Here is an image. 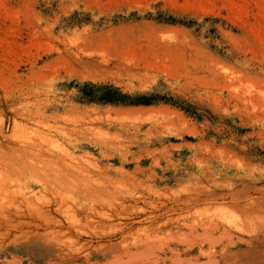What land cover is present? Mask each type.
<instances>
[{
  "label": "rangeland",
  "instance_id": "obj_1",
  "mask_svg": "<svg viewBox=\"0 0 264 264\" xmlns=\"http://www.w3.org/2000/svg\"><path fill=\"white\" fill-rule=\"evenodd\" d=\"M206 256L264 264V0H0V264Z\"/></svg>",
  "mask_w": 264,
  "mask_h": 264
},
{
  "label": "bare ground",
  "instance_id": "obj_2",
  "mask_svg": "<svg viewBox=\"0 0 264 264\" xmlns=\"http://www.w3.org/2000/svg\"><path fill=\"white\" fill-rule=\"evenodd\" d=\"M16 127H18V126H16ZM17 131H18V129H16ZM14 131V130H13ZM12 131V132H13ZM20 133L22 132L21 131V129H20V131H19ZM18 132V133H19ZM14 133H17V132H14ZM16 136L18 137V135L16 134ZM20 136V135H19ZM251 188V187H250ZM251 189H253V187L251 188ZM231 192V191H230ZM234 192H237V191H234ZM226 193V192H225ZM240 193V192H239ZM209 194H211V193H208V195H200V194H195V195H192V196H185L184 198H179V199H177L176 197H175V199H177V200H175V201H172L171 203H169V204H161L160 206H161V208H160V210L162 211V212H159L160 214H158L157 212H155L156 214H158V215H151L152 217H148V214H147V216H145V217H147V218H145V222H146V224H153V222L155 221V223H162L161 225H169L170 227L171 226H174L173 228L175 229V233H176V235H177V243L178 242H184V244H186L187 242L189 243V242H196V241H203V240H209V239H212V238H215V234L218 232V231H215V227H214V225H213V227L214 228H211L210 226H206V225H203V224H198V225H191V224H193L194 222H192L191 221V223H190V221H189V223H190V225H188V224H186L185 223V221H184V219H178V220H175V218L176 217H178L179 218V216H175V218L173 217V214H175V213H181V212H187V211H189L191 208H193V206L195 205V204H198L199 202H204V203H207V202H210L211 200H213L212 198H211V196L212 195H209ZM237 195V194H236ZM235 195V196H236ZM221 196V195H220ZM225 196V195H224ZM223 196V197H224ZM227 196V195H226ZM235 196H234V198H235ZM223 197H222V199H223ZM230 197H232V194H231V196H229V198ZM237 197V196H236ZM174 198V197H173ZM221 198V197H220ZM227 198V197H226ZM225 198V199H226ZM234 198H232V199H234ZM211 199V200H210ZM218 199V198H217ZM231 199V198H230ZM229 199V200H230ZM231 199V200H232ZM236 199V198H235ZM238 199V198H237ZM174 200V199H173ZM210 200V201H209ZM239 200V199H238ZM167 202H168V200H167ZM236 202H237V200H236ZM239 202V201H238ZM214 203V202H213ZM234 204V203H233ZM207 205H209V204H206L205 206L207 207ZM214 205V204H213ZM157 207H158V205H156ZM155 206V207H156ZM200 206V205H199ZM239 207V206H238ZM154 208V207H153ZM159 208V207H158ZM203 208V207H202ZM201 208V209H202ZM208 208H210V207H208ZM155 209H157V208H155ZM246 209V208H245ZM244 209V210H245ZM250 209V208H249ZM140 210H145V209H140ZM152 210V209H151ZM206 210V209H205ZM237 210V209H236ZM235 210V211H236ZM149 211V210H148ZM153 211V210H152ZM203 211V210H202ZM246 211V210H245ZM245 211H243V212H245ZM143 212V211H142ZM213 212V211H212ZM243 212H241V213H243ZM153 213V212H152ZM146 213H144V215H145ZM181 214H183V213H181ZM186 214V213H185ZM185 214H183V217L185 218ZM236 214H238L237 212H236ZM244 214V213H243ZM149 215H150V213H149ZM179 215V214H178ZM187 216H189V214H188V212H187V214H186ZM247 216H248V214H246ZM253 215V214H252ZM238 216H239V214H238ZM241 216V215H240ZM246 216V217H247ZM181 217H182V215H181ZM249 217V216H248ZM142 218V217H141ZM252 218V217H251ZM144 219V218H143ZM211 219H212V217H211ZM248 219V218H247ZM13 220H14V218H13ZM159 220V221H158ZM215 220V219H214ZM195 222H196V220H194ZM199 221V220H198ZM209 221V220H208ZM212 221V220H211ZM215 221H217V220H215ZM233 221H234V219H233ZM233 221H231V222H233ZM247 221H249V220H247ZM131 222V221H130ZM205 222V221H204ZM207 222V221H206ZM236 222V221H235ZM246 222V221H245ZM198 223H200V222H198ZM222 223V222H221ZM226 223V222H225ZM228 223V222H227ZM249 223H250V221H249ZM251 223H253V221L251 220ZM207 224V223H206ZM237 224H238V222H237ZM158 225V224H157ZM211 225V226H212ZM228 225V224H227ZM252 225V224H251ZM135 226V225H134ZM215 226H216V223H215ZM230 226V225H229ZM236 226V225H235ZM234 226V227H235ZM250 226V225H249ZM253 226V225H252ZM160 227V226H159ZM232 227V226H231ZM248 227V226H247ZM246 227V228H247ZM251 227V226H250ZM149 228V227H148ZM154 228V227H153ZM155 228H157L158 229V226L157 227H155ZM129 229H130V227H129ZM156 229V230H157ZM231 229H234V228H231ZM241 229H243V227L241 228ZM251 229V228H250ZM253 229V228H252ZM222 230H223V228H222ZM236 231V230H235ZM237 231H239V230H237ZM223 233L224 232H221V233H219V235H223ZM240 233V232H239ZM225 234V233H224ZM228 234V233H227ZM225 236V235H224ZM238 239H240V237L238 238ZM238 239H237V241H238ZM243 240V239H242ZM240 242V241H239ZM187 243V244H188ZM161 244H163V243H161ZM164 244H166V243H164ZM141 246V245H140ZM156 246V245H155ZM155 246H153L152 244L151 245H149V244H146V245H142V247H140L139 248V250H135V251H132V252H130V253H128V256L130 257L131 255H132V259H134V256H142V255H154V254H152L154 251H155V249L156 250H158ZM164 246V245H163ZM190 246H192L191 244H189V247ZM186 247V246H185ZM165 248V250L166 251H168L169 253H170V255H177V252L179 251L178 249H177V247H174L173 245H167V246H165L164 247ZM191 248V247H190ZM185 249V248H184ZM199 249V248H198ZM182 250H183V248H182ZM202 249H200V251H201ZM158 251H160V250H158ZM189 252H191L190 250H189ZM202 253H203V250L201 251ZM208 252V251H207ZM206 252V253H207ZM205 253V254H206ZM201 255H203V254H201ZM209 254H207V256H208ZM128 256H126V257H128ZM206 256V257H207ZM144 258H148V257H145V256H143ZM155 258H157V256L155 257ZM162 258V257H161ZM167 258H169V257H167ZM207 260L204 262V260H203V262L204 263H199V264H232V263H229V261L228 260H226V261H222L221 259V262H220V260L218 261L217 260V258L216 257H211V256H209V257H207L206 258ZM152 260V259H151ZM170 260V259H169ZM172 260V259H171ZM176 260V259H175ZM175 260H173L174 262H175ZM189 260V259H188ZM153 261V260H152ZM154 261H156V259L154 260ZM172 261V262H173ZM171 262V263H172ZM152 263H154V262H152ZM156 263V262H155ZM154 263V264H155ZM176 263H179V260L176 262ZM110 264H112V263H110ZM113 264H115V263H113ZM119 264V263H118ZM128 264V263H127ZM173 264V263H172ZM238 264V263H237Z\"/></svg>",
  "mask_w": 264,
  "mask_h": 264
}]
</instances>
